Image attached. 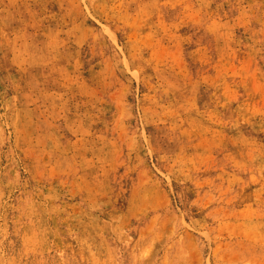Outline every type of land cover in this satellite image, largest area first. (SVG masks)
Wrapping results in <instances>:
<instances>
[{"label":"rangeland","instance_id":"374dc122","mask_svg":"<svg viewBox=\"0 0 264 264\" xmlns=\"http://www.w3.org/2000/svg\"><path fill=\"white\" fill-rule=\"evenodd\" d=\"M0 264H264V0H0Z\"/></svg>","mask_w":264,"mask_h":264}]
</instances>
